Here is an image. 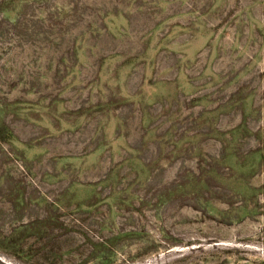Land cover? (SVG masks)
I'll return each instance as SVG.
<instances>
[{
	"label": "rangeland",
	"instance_id": "rangeland-1",
	"mask_svg": "<svg viewBox=\"0 0 264 264\" xmlns=\"http://www.w3.org/2000/svg\"><path fill=\"white\" fill-rule=\"evenodd\" d=\"M0 264H264V0H0Z\"/></svg>",
	"mask_w": 264,
	"mask_h": 264
}]
</instances>
